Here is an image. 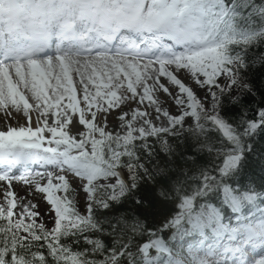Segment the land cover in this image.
Listing matches in <instances>:
<instances>
[{"label": "snow or ice", "instance_id": "1", "mask_svg": "<svg viewBox=\"0 0 264 264\" xmlns=\"http://www.w3.org/2000/svg\"><path fill=\"white\" fill-rule=\"evenodd\" d=\"M261 46L264 0H0V264H264V107L221 112ZM181 136L197 156L156 169L168 211L110 213Z\"/></svg>", "mask_w": 264, "mask_h": 264}, {"label": "trees", "instance_id": "2", "mask_svg": "<svg viewBox=\"0 0 264 264\" xmlns=\"http://www.w3.org/2000/svg\"><path fill=\"white\" fill-rule=\"evenodd\" d=\"M260 53H264V46L253 49L249 56V67L243 71V83L249 85L247 89L241 88L239 92L233 91L232 95H225L223 97L221 112L223 115L229 118H238L243 111H247L248 114L254 115L255 110L264 107V57L260 56ZM239 95V99L235 102L232 101V97ZM172 144L173 156L169 159L164 153L154 156L151 161H145L146 166L153 173V179L145 177L138 182V187L134 193L123 200L119 205H115L109 212L115 216H139L146 218L147 223L152 225L155 221H158L160 217L168 211V206L160 202L158 193L161 189L162 177L157 174V168L165 167L167 163L169 166L183 167L185 160L188 156H197V152L194 148V142L191 139H185L181 137H168ZM151 142V141H150ZM255 152L257 155L252 157V163L247 172L251 174V178L255 179L259 185L264 183V172L261 171L257 164L260 155H264V136H257L254 138ZM157 151H158V145ZM183 157V159H182ZM198 159L203 162L201 157ZM191 166V161H188ZM143 201V206H137L136 200ZM81 202V201H80ZM81 210L83 206L81 203ZM104 242L111 246V238L103 237ZM197 237L188 236L183 237L181 241L176 238H170V243H175L178 247L184 245L185 241L189 244L195 243ZM82 244L75 245V247H82Z\"/></svg>", "mask_w": 264, "mask_h": 264}, {"label": "rangeland", "instance_id": "3", "mask_svg": "<svg viewBox=\"0 0 264 264\" xmlns=\"http://www.w3.org/2000/svg\"><path fill=\"white\" fill-rule=\"evenodd\" d=\"M221 83H223V80H221ZM193 87L195 88V85H193ZM196 91H197L198 96L203 95V93L199 89H196ZM161 97L163 98V94H161ZM123 110H125V109L124 108L117 109V110L112 111L110 114H108L107 120H108V127L110 130H115L116 127L118 126V120L116 119V117ZM21 123H23V120H21ZM74 131H75V129H73V132ZM70 180H71V183L75 186L77 181L75 179H72V178H70ZM0 183H3V182H0ZM13 190L17 193L18 196H23L25 194L21 190V186L19 184L14 183L13 184ZM83 196H84V194L80 193V201L82 203V206H83ZM0 199H2V192H0ZM38 202L40 203V208L38 210L43 212L46 205L42 201H38ZM176 240L181 241L182 238L177 237Z\"/></svg>", "mask_w": 264, "mask_h": 264}]
</instances>
